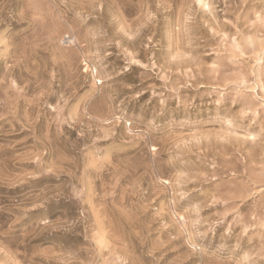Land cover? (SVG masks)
<instances>
[{"label":"rangeland","instance_id":"374dc122","mask_svg":"<svg viewBox=\"0 0 264 264\" xmlns=\"http://www.w3.org/2000/svg\"><path fill=\"white\" fill-rule=\"evenodd\" d=\"M0 264H264V0H0Z\"/></svg>","mask_w":264,"mask_h":264}]
</instances>
